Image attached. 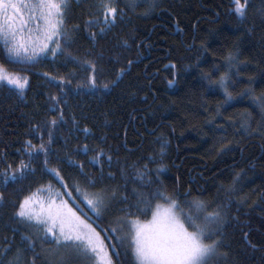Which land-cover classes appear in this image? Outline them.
Wrapping results in <instances>:
<instances>
[{
	"label": "trees",
	"instance_id": "trees-1",
	"mask_svg": "<svg viewBox=\"0 0 264 264\" xmlns=\"http://www.w3.org/2000/svg\"><path fill=\"white\" fill-rule=\"evenodd\" d=\"M93 2L70 0L69 29L76 23L83 25L89 13L95 14ZM155 2L158 7L149 16L139 15L147 7L142 5L135 14L129 12L124 22L118 20L103 39L98 38L94 48L104 53L105 61L96 88L83 87V72L70 76L75 66L66 63L64 56L48 55L35 65L10 63L0 45V63L9 71L28 76L30 81L23 98L0 86V192L5 196L0 202V264H90L67 250L60 253L54 242L39 239L32 228L14 216L13 202L38 187L63 191L59 180L45 170L44 152L36 155L41 144L48 149L47 168L58 169L69 183V190L73 178L82 180L79 168L68 163L71 156L84 164V172L90 176L99 175L103 168L106 179L97 187L119 185L129 203L134 202L133 188L141 184L136 170L142 169L151 154V178L163 165L160 178L169 189L176 186L179 178L181 192L191 186L194 195L202 191L203 199L215 197L228 205L224 243L219 249L227 255L213 257L209 264H264V121L250 107L249 98L238 97L231 105L224 104L223 91L218 86L210 88L208 81L201 79V70L211 72L212 78L217 79L224 69L214 72L213 65L222 64L229 50L239 49L242 75L236 78L239 82L235 86L229 85V90L237 96L248 86L249 76L257 77L252 85L257 93L264 90L260 82L264 78V0H250L243 21L231 10L232 0ZM117 7H124L123 0ZM202 42L210 50L198 61ZM92 48L87 33L81 30L74 36L69 51L73 56H83L85 50ZM43 73L57 79L49 82ZM61 78L73 80L69 86L71 94L62 97L67 101L60 106L63 120L59 119V112L48 107L51 95H61L57 86ZM168 80H174V85L169 86ZM104 84L109 86L103 88ZM52 119H57L55 126L50 124ZM165 140L168 143L161 155ZM29 141L35 146L31 156ZM98 153L102 154L93 160ZM117 155L127 182L115 163ZM20 161L35 171L5 185L4 170L9 165V171L15 170ZM108 172H115V179H107ZM236 173H241V180L236 185L237 192L230 194L224 189L231 186ZM241 198H246V202L238 204ZM81 207L88 211L83 204ZM119 207L114 205L112 214ZM109 219L106 216L97 220V230L107 228ZM105 234L101 232L102 236ZM24 236L32 237L34 250H28ZM120 252V264H131L123 249Z\"/></svg>",
	"mask_w": 264,
	"mask_h": 264
},
{
	"label": "snow or ice",
	"instance_id": "snow-or-ice-1",
	"mask_svg": "<svg viewBox=\"0 0 264 264\" xmlns=\"http://www.w3.org/2000/svg\"><path fill=\"white\" fill-rule=\"evenodd\" d=\"M118 2L119 0H94L91 6L95 8V14L89 13V18L83 21V25L76 23L69 29L67 17L71 9L70 0H0V45L3 53L10 63L33 65L41 63L48 55L54 58L64 56L66 63L71 62L75 66V71L69 75L83 72L86 74L83 87L96 88L98 77L104 71L105 61L104 53L96 52L94 48L98 38L103 39L116 26L118 20L124 22L129 12L135 14L142 5L147 7L139 15L145 17L158 7L155 0H123L124 7H117ZM232 3L234 7L231 10L242 21L245 20L250 0H232ZM98 25L103 26L94 31ZM81 30L87 33L93 48L85 50L83 56H73L69 49L74 36ZM247 30L250 32L251 28ZM201 48L198 61L210 50L206 42H202ZM238 51L239 49L236 52L229 50L223 57L222 64L213 65L214 72H218L221 67L224 69L217 79L212 78L211 72L203 70L201 79L208 81L210 88L218 86L223 91L224 104L231 105L238 97L249 98L250 107L253 111H258L264 121V90L257 93L256 88L252 87L257 81L256 76L247 78L248 86L237 96L229 90V85L235 86L239 82L236 78L242 75V62L237 58ZM172 67L175 68V65ZM261 72L264 74V69ZM42 75L48 77L49 82L57 79L48 73ZM173 76H176V72H173ZM260 82L264 85V78ZM72 83V79L61 78L57 85L61 95H51L49 98V110L59 112L60 120H63L60 106L67 103L62 97L71 94L72 89L69 86ZM174 83V80H168L169 86ZM29 84L28 76L9 71L5 64L0 63V86L23 98ZM108 86L104 84L103 88ZM248 115L251 116V113ZM50 124L55 126L57 119H52ZM84 131L87 132L88 129L85 128ZM245 131H248L247 127ZM51 143L50 131L49 144ZM167 143L165 140L161 144V155L164 154ZM28 144L31 156V149L35 146L31 145V141ZM83 148L87 150V145ZM40 151L45 154V170L59 180L63 191L41 186L13 202L16 205L14 216L20 223L32 228L39 239L54 242L70 255L82 258L90 264H120V249H123L125 256L130 257L131 264H209L213 257L227 255L219 252V249L224 243L223 229L227 223L225 208L228 205L218 202L215 197L203 199L202 191L200 195H194L191 186L181 192L179 178L176 186L169 189L160 178L163 165L156 169L155 178H151L148 167L149 163H154L151 154L145 158L142 169L136 170L141 184L138 188H133L134 202L129 203V197L121 192L119 185L97 187V184L103 185L106 179L103 168L99 175L90 176L84 172V164L73 160L71 156L68 157V163L79 168L82 180L73 178L72 190H69L70 185L65 182L60 171L47 168L48 149L44 144L39 146L36 155ZM101 154L98 153L92 159L97 160ZM107 161L111 167L112 156L109 155ZM115 163L121 176L126 179L127 174L118 155ZM11 167L9 165L4 170L5 185L9 181L23 179L28 171H35L30 164L23 161H20L15 170L9 171ZM115 176V172L107 173V179H115ZM145 177H148L146 181ZM240 180L241 173H236L232 177L231 186L224 190L230 194L237 192L236 185ZM45 192L47 195H42ZM73 192L78 195L74 196ZM4 200V193L0 192V202ZM245 202L246 198L237 201L238 204ZM81 204L88 209L87 212ZM116 204L120 207L116 209V214H112ZM106 216H110L107 228L98 231L99 225L96 221ZM101 232L106 234L102 236ZM22 239L27 241L28 250H34L35 244L31 236H24Z\"/></svg>",
	"mask_w": 264,
	"mask_h": 264
},
{
	"label": "rangeland",
	"instance_id": "rangeland-1",
	"mask_svg": "<svg viewBox=\"0 0 264 264\" xmlns=\"http://www.w3.org/2000/svg\"><path fill=\"white\" fill-rule=\"evenodd\" d=\"M59 252L61 253L62 252V250H65L64 248H61V247H59Z\"/></svg>",
	"mask_w": 264,
	"mask_h": 264
}]
</instances>
